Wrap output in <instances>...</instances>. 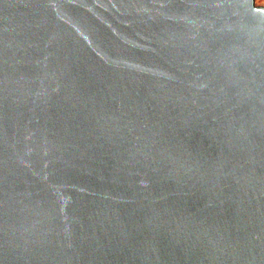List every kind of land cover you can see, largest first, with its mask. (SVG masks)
Segmentation results:
<instances>
[{
    "label": "water",
    "instance_id": "95a60500",
    "mask_svg": "<svg viewBox=\"0 0 264 264\" xmlns=\"http://www.w3.org/2000/svg\"><path fill=\"white\" fill-rule=\"evenodd\" d=\"M0 264H264V7L0 0Z\"/></svg>",
    "mask_w": 264,
    "mask_h": 264
},
{
    "label": "rangeland",
    "instance_id": "374dc122",
    "mask_svg": "<svg viewBox=\"0 0 264 264\" xmlns=\"http://www.w3.org/2000/svg\"><path fill=\"white\" fill-rule=\"evenodd\" d=\"M255 2L258 3H256L258 6H264V0H255Z\"/></svg>",
    "mask_w": 264,
    "mask_h": 264
},
{
    "label": "bare ground",
    "instance_id": "6f19581e",
    "mask_svg": "<svg viewBox=\"0 0 264 264\" xmlns=\"http://www.w3.org/2000/svg\"><path fill=\"white\" fill-rule=\"evenodd\" d=\"M256 3H257V2H255V5H256L257 7H264V6H258V5H257L258 3H257V4H256Z\"/></svg>",
    "mask_w": 264,
    "mask_h": 264
}]
</instances>
